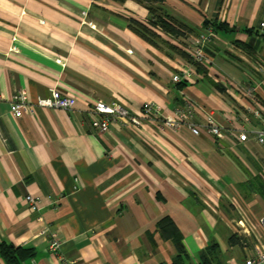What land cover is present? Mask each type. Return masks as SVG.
<instances>
[{
  "label": "crops",
  "instance_id": "1",
  "mask_svg": "<svg viewBox=\"0 0 264 264\" xmlns=\"http://www.w3.org/2000/svg\"><path fill=\"white\" fill-rule=\"evenodd\" d=\"M162 7L211 32L206 73L181 87L172 77L186 58L130 28V18L150 25L153 17L135 0H0V243L34 252L20 264H170L176 248L156 229L164 217L183 235L187 264H201L211 245L210 264H241L264 243V142L252 132L264 129V0H165ZM205 18L227 28L206 30ZM168 40L187 53L195 45L193 35ZM54 86L75 98L73 108L34 105L12 114L19 89L36 102ZM99 99L138 115L146 104L173 114L189 101L192 112L177 129L152 116L140 126L112 122L101 138L91 124ZM206 115L226 137L207 131ZM186 121L200 126L199 135ZM0 264L9 263L0 255Z\"/></svg>",
  "mask_w": 264,
  "mask_h": 264
},
{
  "label": "built area",
  "instance_id": "2",
  "mask_svg": "<svg viewBox=\"0 0 264 264\" xmlns=\"http://www.w3.org/2000/svg\"><path fill=\"white\" fill-rule=\"evenodd\" d=\"M264 25V24H262ZM156 29H159L158 26L154 25ZM211 32L202 34L200 37H195V45L192 48L190 55L192 62L188 63L185 68L178 74L173 75L172 79L174 82H181L182 80H190L196 72V63L204 65L208 60L207 50H208V41L210 40ZM17 37H13V41H16ZM58 63L63 64L60 60H57ZM0 98L2 96L0 95ZM75 98L72 96H66L60 92L57 87L50 88V94L47 97H40L36 102H32L27 95V92L24 88L19 89L9 100V106L12 114L15 117H22L27 113H32L33 106H41L45 108H60L64 110H69L75 105ZM141 115L131 112L127 107H125L120 102H105L101 99L97 100L91 109V124L95 130V134L98 137H105V135L110 130V125L112 122H119L123 125H136L140 126L144 122L146 117H161L163 118L164 125L170 128H180L182 124V118L188 120L192 112V105L189 101H184L183 105L176 106L173 110V114L166 112L165 108L154 104H146L141 110ZM255 114H259L257 110H253ZM248 120V118H245ZM186 124L189 126L191 132L195 135H199L200 126L194 124L191 121H186ZM204 124L207 128V131L214 135L215 137L224 138L225 132L213 116L206 115L204 119ZM231 132V131H230ZM252 132L255 133L257 139L260 142H264V129L256 130L253 129ZM232 136L238 141H245L248 137L246 131L237 132L232 130ZM25 202H27L32 209L39 210L40 202L32 195L27 194L25 196ZM259 225L264 228V216L259 219ZM52 239L50 242V249L54 253H58L60 249V241L57 238V229L51 228ZM62 264H77L76 260H67L63 259ZM244 264H264V243L257 245L253 252L249 253L244 261Z\"/></svg>",
  "mask_w": 264,
  "mask_h": 264
},
{
  "label": "trees",
  "instance_id": "3",
  "mask_svg": "<svg viewBox=\"0 0 264 264\" xmlns=\"http://www.w3.org/2000/svg\"><path fill=\"white\" fill-rule=\"evenodd\" d=\"M115 2L123 3L125 0H112ZM138 3L142 4L146 7L149 12L152 13V21L151 24H145L137 19L130 18L129 26L130 28L136 32L139 36L149 41L151 44L156 46L168 47L169 49L175 51L179 55L186 58L188 63L192 62L190 53L184 51L180 46L176 44H171L168 40V37L174 38H184L185 40L191 35L198 38L204 32L199 33L196 28L188 26L183 21L171 16L166 13L162 7V4L165 0H135ZM159 27V30H162L167 34L166 38H162L154 29L155 26ZM202 27L207 30L208 27H212L214 31L220 30V28H227L226 24L223 22H219L217 18L207 19L205 18L202 24ZM240 44L239 42H237ZM240 46H242L240 44ZM243 47V46H242ZM196 67V72L198 73H206L204 72V66L202 64L196 63L194 65ZM187 83L186 80H182L178 82V86H183ZM156 229L161 234L164 239H170L175 248L176 255L173 261L170 264H187L185 261L188 252L183 242V235L170 217H164L158 221ZM232 236L231 239L233 240ZM215 246H208L206 249L200 252L201 264H210L209 259L211 258V252ZM34 254L30 249H25L22 247L14 246L11 243L3 241L0 243V255L7 261L9 264H20L22 263L27 256H32Z\"/></svg>",
  "mask_w": 264,
  "mask_h": 264
},
{
  "label": "rangeland",
  "instance_id": "4",
  "mask_svg": "<svg viewBox=\"0 0 264 264\" xmlns=\"http://www.w3.org/2000/svg\"><path fill=\"white\" fill-rule=\"evenodd\" d=\"M243 259H244V258H242V260H241L242 263L240 262L241 264H244V260H243Z\"/></svg>",
  "mask_w": 264,
  "mask_h": 264
}]
</instances>
